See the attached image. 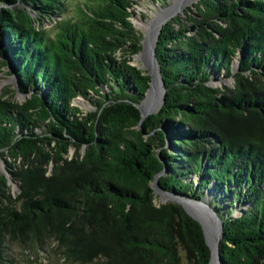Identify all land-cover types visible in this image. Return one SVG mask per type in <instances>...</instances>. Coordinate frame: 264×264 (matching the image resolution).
<instances>
[{
	"label": "trees",
	"instance_id": "obj_1",
	"mask_svg": "<svg viewBox=\"0 0 264 264\" xmlns=\"http://www.w3.org/2000/svg\"><path fill=\"white\" fill-rule=\"evenodd\" d=\"M141 1L158 0H0V71L9 62L31 92L0 94V155L20 183L13 198L0 172V264L6 239L54 241L64 264H208L197 222L155 203L162 170L170 193L200 200L213 184L221 264H264V0H199L164 24L166 93L145 119L151 77L130 63ZM220 74L233 86H212ZM77 97L95 109L82 115Z\"/></svg>",
	"mask_w": 264,
	"mask_h": 264
},
{
	"label": "rangeland",
	"instance_id": "obj_2",
	"mask_svg": "<svg viewBox=\"0 0 264 264\" xmlns=\"http://www.w3.org/2000/svg\"><path fill=\"white\" fill-rule=\"evenodd\" d=\"M180 1V0H179ZM198 0H192L191 2L185 3L183 6L180 4L178 8H172V13H175L174 16H180L183 20H188L189 17H195V9L194 4L197 3ZM191 3V4H190ZM171 3L170 0H158L154 3L144 2L141 1L138 5L135 6L133 9L135 16L132 18V24L135 26V28L142 34L141 37V51H139L137 54L132 56L130 58V63L132 66H135L138 69H141L145 74H148V70L154 66V60L151 56V54L148 56V58L145 59V55L143 54L144 51H146V45L148 42V39L150 40V37L154 33V29L157 26V23H159V18H155L154 13L161 12V14H164L169 7ZM183 8V9H182ZM189 8L191 9L189 12ZM169 14V15H170ZM60 17H57L59 19ZM153 19V23L149 24L148 20ZM170 20V19H169ZM45 26L49 28L52 24V22H44ZM143 42L145 47L143 46ZM144 48V50H143ZM236 59L233 61V64L231 66L232 72H236L238 66ZM232 77H226L223 74H220L219 76L213 75L209 83L212 86H220L223 87L224 85L232 87ZM13 81L10 79V77L5 75V72L2 70L0 71V94L2 89L9 88L10 90L13 89ZM159 88H156L158 90ZM151 94V92H150ZM13 95L12 99L16 102H23L25 100V97L20 94H12V92H9L6 97ZM149 95V94H148ZM150 98L147 97L148 100ZM146 100V99H145ZM144 100V103H145ZM155 102L152 100L148 103V109L152 110L156 107V104L153 105ZM73 104L78 107L81 111L82 115H86L89 112H92L95 109V105H93L90 101H87L86 99L82 97L75 98ZM146 108V107H145ZM146 108V109H147ZM151 113V112H149ZM169 148H172L171 144L168 142L166 144ZM75 153L74 148L70 147L68 149V153L66 156L72 157ZM10 159L6 156L0 155V172L3 174H6V176L9 177V184L11 188L9 189V193L11 196L16 197L19 193L20 189V183L19 181H14L10 179V174L7 171V164L9 163ZM16 163H19L18 161ZM48 173L50 171V168L52 167V164L49 165ZM195 181L199 180V176H193ZM214 187L213 184H211L206 189V194L203 196V198H206L207 201L210 200L211 194L214 193ZM212 192V193H211ZM180 195L179 197L184 198V194H177ZM185 199V198H184ZM167 198L161 197L159 194H155V203L156 205L164 203ZM240 213L239 208H235L233 211V215H237ZM56 243L54 241H46L41 246L35 245V244H20L18 242L8 241L7 239L4 241V249H3V260L2 264H64V259L61 257L59 250L56 249Z\"/></svg>",
	"mask_w": 264,
	"mask_h": 264
},
{
	"label": "water",
	"instance_id": "obj_3",
	"mask_svg": "<svg viewBox=\"0 0 264 264\" xmlns=\"http://www.w3.org/2000/svg\"><path fill=\"white\" fill-rule=\"evenodd\" d=\"M199 1V0H198ZM197 1V2H198ZM191 4V3H190ZM183 9V8H182ZM175 14L171 15L168 17L167 20H165L164 23L160 24L158 26V29L156 31V35L153 39V46H152V51L151 55L153 60L156 62V67H157V73L159 76V84H160V92L159 90H156L152 97L151 100H156V98L159 96L160 99V107L155 108L149 112L154 113L159 111V109L162 107L164 103V94L166 93V89L163 83V77L159 69V62L156 59L155 56V46L159 37V34L161 32L162 26L169 21ZM5 60L1 55H0V61ZM238 66V63L235 64ZM5 72V75L10 77V79L13 81V89L11 90L12 94H20L25 97V100L30 97L31 92H22L20 91L17 75L15 74L12 65L9 62H6L5 65H2L1 71ZM148 74L151 77V80L149 81V87L144 94L142 100L137 104V107L140 111L141 114V119H145L146 116H148L151 113H146L142 111V106L141 103L143 100H145L148 97V94H150L151 87H152V80H153V74L150 70H148ZM232 81L235 82L234 78H232ZM232 82V85H233ZM24 100V101H25ZM165 173V170H162L157 176H155V179L153 180V187L155 189V194H159L163 198H167L165 202L169 203H174L177 204L181 207L183 212L190 217L192 220L197 222L198 227L200 228L202 234H203V239L207 247L209 248V263L208 264H213V259L215 258V263L214 264H221V257L219 254V245H220V240L223 238L224 235V230H223V219L219 217V215L213 210L212 206L208 203L206 198H202L200 200L196 198H190L188 195H184V198L179 197L180 195H177L175 193H170L169 191H166L161 188V186L158 183V179L161 175ZM186 203H185V202ZM164 202V203H165ZM209 236H211V239L213 240L212 242L208 239Z\"/></svg>",
	"mask_w": 264,
	"mask_h": 264
},
{
	"label": "bare ground",
	"instance_id": "obj_4",
	"mask_svg": "<svg viewBox=\"0 0 264 264\" xmlns=\"http://www.w3.org/2000/svg\"><path fill=\"white\" fill-rule=\"evenodd\" d=\"M191 2L192 0H170V3H171V5H170V7H169V9L166 11V12H164V14H161V12H156V13H154V16H155V18H159V23H157V26L155 27V29H154V33H153V35L150 37V40H149V44L151 43V41H152V38L154 39V37H155V35H156V31H157V29H158V26L160 25V24H162V23H164L165 22V19L169 16V14L172 12V10H170V9H172V8H178L179 6H180V4L183 6L185 3H187V2ZM175 14V13H174ZM148 22H149V24H152L154 21H153V19H151V20H148ZM152 46H153V41H152ZM146 48H147V45H146ZM145 55V54H144ZM152 56V55H151ZM145 57V56H144ZM157 65H156V62H154V66H152L149 70L152 72V74H153V80H152V87H151V94H149L148 95V98L151 96V95H153L154 93H156L155 92V89L156 88H159L158 90H159V92L161 91L160 90V84H159V76H158V73H157V67H156ZM156 84L158 85V87L156 86ZM158 100H159V96L156 98V100H155V103L153 104V105H157V102H158ZM141 106H142V111L144 112V114H146V113H148L149 111H151L150 109H145V106H144V101H143V103L141 104ZM159 107H160V105H159ZM185 202V201H184ZM186 203V202H185ZM210 238V241L212 242L213 240L211 239V236H209ZM214 261H213V264L215 263V258L213 259Z\"/></svg>",
	"mask_w": 264,
	"mask_h": 264
},
{
	"label": "built area",
	"instance_id": "obj_5",
	"mask_svg": "<svg viewBox=\"0 0 264 264\" xmlns=\"http://www.w3.org/2000/svg\"><path fill=\"white\" fill-rule=\"evenodd\" d=\"M8 181H9V179H8ZM9 183V182H8ZM10 185V184H9ZM10 188H11V186H10Z\"/></svg>",
	"mask_w": 264,
	"mask_h": 264
}]
</instances>
